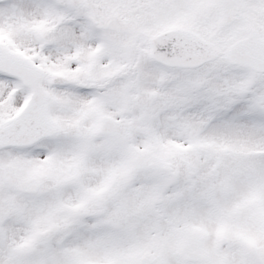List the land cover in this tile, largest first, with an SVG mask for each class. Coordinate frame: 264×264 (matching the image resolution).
I'll use <instances>...</instances> for the list:
<instances>
[{
  "label": "snow or ice",
  "instance_id": "obj_1",
  "mask_svg": "<svg viewBox=\"0 0 264 264\" xmlns=\"http://www.w3.org/2000/svg\"><path fill=\"white\" fill-rule=\"evenodd\" d=\"M0 264H264V0H0Z\"/></svg>",
  "mask_w": 264,
  "mask_h": 264
}]
</instances>
